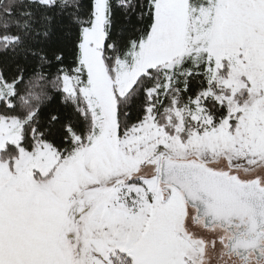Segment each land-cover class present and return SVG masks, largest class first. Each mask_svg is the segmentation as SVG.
Masks as SVG:
<instances>
[{"label": "snow or ice", "instance_id": "obj_1", "mask_svg": "<svg viewBox=\"0 0 264 264\" xmlns=\"http://www.w3.org/2000/svg\"><path fill=\"white\" fill-rule=\"evenodd\" d=\"M0 264H264V0H0Z\"/></svg>", "mask_w": 264, "mask_h": 264}]
</instances>
